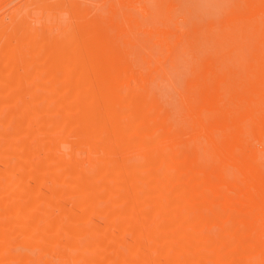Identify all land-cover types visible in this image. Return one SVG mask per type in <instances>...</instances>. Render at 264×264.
<instances>
[{"label":"bare ground","instance_id":"bare-ground-1","mask_svg":"<svg viewBox=\"0 0 264 264\" xmlns=\"http://www.w3.org/2000/svg\"><path fill=\"white\" fill-rule=\"evenodd\" d=\"M194 1H161L143 26L124 16L133 32L132 23L83 24L88 59L72 65L80 46L12 32L20 41L4 48L10 71H28L43 49L44 67L61 58L64 78L59 87L46 79L56 91L43 106L25 102L11 112L24 121L0 128V264H264V0H208L214 10ZM169 65L184 75L165 106L147 86ZM67 196L76 197L69 207ZM28 248H51L55 260Z\"/></svg>","mask_w":264,"mask_h":264},{"label":"rangeland","instance_id":"rangeland-1","mask_svg":"<svg viewBox=\"0 0 264 264\" xmlns=\"http://www.w3.org/2000/svg\"><path fill=\"white\" fill-rule=\"evenodd\" d=\"M114 1H115V3L117 2L116 4H118L117 6H116V4H113L116 7L115 6L112 7L113 5H111L112 3H114ZM118 1H120V0H0V71H1V74H3L2 78L5 79V80L1 79V81H0V117H1L0 128L5 127V129H8V128H10V126L17 124L16 122L24 121L25 118H23V116H21L19 114H17V115L13 114L12 115V113L15 110L18 111L20 108L25 107L24 106L25 102H32V100H33L32 103H29V104H31L30 106H27L29 104H27V105L25 104L26 107H28V109H30V110H35V109L38 110L39 108H41L43 106V102L45 103V100L40 99L41 96H44L47 93L48 94L51 93V90L56 91L55 88H53L54 86H52L53 84H51L52 79H54L53 81L56 80V83H54V84L56 87H59L63 84V82L61 83V81L64 78V71H63L64 69L61 65V64H63V62H62L61 58L58 62H56L57 67L53 71H50L49 68L44 67L49 63L50 57L44 53L43 49H40V51L38 52V56L35 55L37 57H35V59L33 60V65H38V69H37L38 71L36 73L31 72V70L37 68V66H35L36 68L33 67L32 64L29 67L28 71H24V67L21 66V64L15 65V67L12 69V71H10L9 67L11 66V63H8V59L10 57L7 58L8 54L4 50L5 46H8L10 48L13 45L19 44L18 40L20 41V38L18 37V34L21 33L20 30H24L26 28H29L30 31L35 30V32H37V36H38L37 40H40V41L43 40L42 42L39 41L40 44H45V40H49L50 38H52L53 42L55 43L54 44L55 47L60 49V47L62 46V48L64 47L63 49H66L65 51H71L72 49L75 50L74 49L75 46H73V45L71 47H69L70 50L67 49L68 46H70L71 44L80 46L76 49V50L80 51V54H78V51H77L75 53L76 55H73V56L71 55L70 58L69 57L67 58V62L70 65H72L73 63L78 62V61L85 62L88 59V56H86V54L83 53L84 52L83 48H85L84 46L86 43L85 44L83 43L84 41L81 40L82 38L80 39V35H78V33L83 34L87 30V28L88 29L90 28V26H88V25H91L93 23H94L93 25H96V23L97 24L103 23V25L106 26V24H108V27L107 26L106 27L109 29V31H112L113 27L114 28L118 27V23L120 22V24H119V29L121 28L120 30H122L123 28L128 29L129 28L128 25H129L130 28H133L132 26H134V28H133L134 30H132V32H133V31H135V28H136L135 25L137 24V22L135 24H133L132 22H128L130 24L131 23L133 24V25L131 24L132 25L131 26L124 19V16H129V15L131 16L132 15V17L133 16L137 17L136 19H138V21L140 20L139 21L141 23L140 25L143 26V24H142L143 22L152 21V20H148V19H150L149 18L150 15L151 16L155 15V14L149 15V13H151L152 10L154 9L153 6L156 7V4H158L164 0H130V1L129 0H127V1L121 0L122 3L123 2L126 3V6H125V3H123V5H122L121 2H118ZM198 1L199 0L194 1L198 7L197 9H202V6L205 7L206 4L208 6L210 1H212V2L215 1L214 3H217L216 0H209V2H208V0H205V1L201 0V2L203 1L202 2L203 4H201L202 6L200 7L201 2L200 1L198 2ZM128 2H130V3H128ZM218 2L220 3L219 0H218ZM131 4L133 6L129 7L128 5H131ZM143 4H144V6H147V7H144ZM213 5L214 4L212 3V5H209V7L213 8L212 7ZM218 6H217V4L214 5L215 9ZM156 8L158 9V7H156ZM157 9H155V10H157ZM204 9L206 10L207 7H205ZM213 10H214V8H213ZM153 12H154V10H153ZM80 13H85L84 16H86L87 19L88 20L90 19L91 21H90V23H87V25H86V23H84L85 22L84 20L86 18L83 16L84 20L81 19V21H83L81 26L83 24H85V26L86 27L88 26V27L86 28L83 25L82 28L79 27L78 31H77V29L75 27L77 25L75 23L78 21V16L80 15ZM99 13H101V15ZM101 16L104 17V19L101 18ZM146 16H148V17H146ZM110 18L111 19L117 18L118 20L117 19L111 20ZM146 18H147V20H146ZM119 19H121V20L119 21ZM88 20H86V21L89 22ZM99 20L100 21L103 20V21L97 22ZM142 20H143V22H141ZM113 21H114V24H113L114 26L111 24V22L113 23ZM116 21H117V25H115ZM146 24L148 25V23H146ZM149 24L151 26H153L150 22H149ZM150 27H148V28H150ZM144 28H146V27L144 26ZM73 29H75V31H77V32L75 33V31ZM15 30H19L17 35L12 33ZM128 30H130V29H128ZM48 32L51 34L48 35ZM44 33L47 34L45 37H44V35H45ZM71 33H73V34H71ZM76 35H78L79 37H77ZM47 36H49V38L45 39V38H47ZM65 37L66 38L69 37L70 41H69V39H67V41H66ZM74 37H76V38H74ZM75 41L79 42V43H76ZM68 43H70V45ZM81 43H83V44H81ZM115 43L121 45V39L115 40ZM19 53H24L28 56L29 55V44L28 43L22 44ZM134 59H135V57L133 58V60ZM136 60H140V58L139 59L136 58ZM135 62H138V61H135ZM167 62L165 63L166 66L168 65ZM39 66H43V67H39ZM166 68H168V67H166ZM168 69L170 70L169 73L167 71L170 79L173 78V79H171V82H170L171 85H169L167 79H163V77L167 78L166 77L167 73H166L165 76L155 78L153 80L154 82H151L152 86H150L151 83L147 86L148 90L150 92V95L153 94L154 95V96L152 95L153 98L154 97H157V99L161 98L163 100V101L162 100L161 101L164 102L163 103L164 105L166 103H168L169 101L171 103L172 99L174 100V98H176L175 96H177V94L172 93L175 90L171 87H173V85H174V87H178V84L180 82L179 80H181L179 77H183V75H184V73H183L184 68L183 67H181V69L179 67L177 69L178 71H175L179 74L172 71L170 69V65H169ZM14 71H16V72H14ZM163 71H165V70L163 69ZM180 72H181L182 76L180 75ZM161 73H163V72H161ZM161 73H160V75L158 74L157 76L163 75ZM19 75H23V77H24V78L22 77L23 78L22 82H21L22 86H21V84L18 86H15L16 84H13L14 86H10L11 85L10 83H12V81L15 78H17V76H19ZM31 78H34L37 81L36 86H34L35 83L31 82V80H30ZM48 78H52L50 80L51 81L50 84H49V82L47 83V81H46V79L48 80ZM174 83H176V84H174ZM47 84L49 85V87ZM121 86L126 87V82H122ZM141 86H137L136 88L142 90ZM139 87H141V88H139ZM48 88H50V89L52 88V89L49 91ZM59 89H61V87ZM171 93L173 94V96ZM35 98H39V99H37L38 101H35ZM174 101L177 102V98ZM174 101H173V103H175ZM170 103L168 104L169 106H170ZM173 103H171V104H173ZM97 108L100 109V111L103 109V108H101V104L97 105ZM14 113H16V112H14ZM18 117H20V118H18ZM3 118H4V120H2ZM5 120H7V121H5ZM1 122H3L4 124ZM5 122H9V123L6 124ZM6 126H8V127H6ZM107 133H109V132H107ZM108 136H109V134H108ZM108 136L106 138L107 142H109V141L111 142L112 140H111L110 136L109 137ZM253 142L255 144V141H253ZM256 145L257 144H255V146ZM64 146H66V144ZM125 150L129 151L130 149H125ZM123 151L124 150H121V152H123ZM128 151H126L127 154H130ZM121 152L119 151L120 155H122ZM130 152L132 153V150H130ZM83 154H84V157L82 159V162H80V163L86 164V162L84 161L86 159L85 151H84V153H81V155H78V156H82ZM124 154H126V153H123V156H124ZM78 159L80 160L79 157H78ZM72 161L73 160H71L70 162H72ZM29 182H31V181H29ZM31 184H32V182H31ZM58 185H60V186H58ZM67 185L68 184H66V183H60V184L58 183L57 187H58V189L61 188L62 190H64V187H66V188L68 187ZM62 186H64V187H62ZM38 190L41 193L47 192L46 186L44 187V185L39 186ZM63 198H60V199H62L63 204L65 203V206L69 207L71 205V203H70L71 198L73 199L76 197L75 196L74 197L73 196H69V197L67 196L66 197L67 199L65 197H63ZM67 200H68V202H67ZM28 219H29L28 221L32 220L31 217H29ZM92 220H93V222H96L97 224L100 223L99 219H97L95 217H93ZM100 224H102V223H100ZM13 228H16V226L14 225V227L13 226L9 227V229H10L9 232L11 234H13V236L11 235L12 239H14V240H17L19 238L21 239L23 237V234L18 232L17 230L16 231L14 230L15 231L14 232ZM12 232H14V233H12ZM125 237L128 238L127 235H125ZM58 246L60 247V245H57V247ZM28 249L29 250H25V251L27 253L30 252V254H32V255L36 254L35 257L42 258V257H50V255H51L52 256L51 258L52 259L54 258L53 260H55L54 251L51 248L40 250V251H39V249H36V248H34V249L28 248ZM99 251H100V254H103V255L111 253L110 249H107V248L100 249ZM125 264H130V263L125 262Z\"/></svg>","mask_w":264,"mask_h":264}]
</instances>
